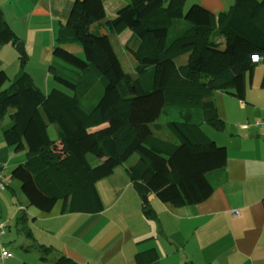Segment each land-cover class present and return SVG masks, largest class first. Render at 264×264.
Returning a JSON list of instances; mask_svg holds the SVG:
<instances>
[{
	"label": "trees",
	"instance_id": "1",
	"mask_svg": "<svg viewBox=\"0 0 264 264\" xmlns=\"http://www.w3.org/2000/svg\"><path fill=\"white\" fill-rule=\"evenodd\" d=\"M186 1L74 0L56 30L48 66L59 87L43 93L23 67L13 78L0 70V124L9 120L2 136L26 155L8 176L2 172L0 193L17 180L27 205L39 212L62 201L70 213L97 214L103 206L96 183L121 167L145 198L143 214L154 218L149 196L192 206L200 202L193 179H204L212 190L225 182L227 149L203 125L224 130L212 93L244 101L256 64L264 63V0H234L218 14L197 3L186 10ZM100 21L107 34L91 32ZM125 31L133 73L122 68L110 40ZM17 42L0 9V46ZM68 45H78L83 58ZM18 55L23 65L22 48ZM49 124L57 127L53 137ZM15 229L32 240L23 212ZM35 248L42 260L53 251ZM157 257L154 249L135 255L137 264ZM53 264L79 263L60 255Z\"/></svg>",
	"mask_w": 264,
	"mask_h": 264
},
{
	"label": "crops",
	"instance_id": "2",
	"mask_svg": "<svg viewBox=\"0 0 264 264\" xmlns=\"http://www.w3.org/2000/svg\"><path fill=\"white\" fill-rule=\"evenodd\" d=\"M73 1L3 0L0 9L22 43L26 61L21 64L15 46L2 45L0 70L13 78L23 67L43 93L59 87L48 66L56 30L67 20ZM233 1L187 0L186 6L197 3L218 14ZM218 40L223 42L221 37ZM263 72L264 63L256 64L244 101L219 91L212 93L216 114L225 127L221 132L212 129L213 135L203 130L227 149L225 182L212 190L204 179H193L199 203L175 207L149 196L154 218H147L140 195L118 167L96 183L103 206L100 213H70L62 201L42 213L26 207L25 197L11 189L10 181L0 193V222L7 226L1 242L13 257L0 264H53L60 255L79 264H137L135 255L150 249L158 256L150 264H264V85L254 83V77ZM8 122L5 119L0 124V168L7 176L26 157L25 149L15 151L5 143L2 129ZM18 185L14 183V188ZM11 191L13 197L7 193ZM22 212L32 240L15 229ZM38 244L53 249L46 260L40 259Z\"/></svg>",
	"mask_w": 264,
	"mask_h": 264
},
{
	"label": "rangeland",
	"instance_id": "3",
	"mask_svg": "<svg viewBox=\"0 0 264 264\" xmlns=\"http://www.w3.org/2000/svg\"><path fill=\"white\" fill-rule=\"evenodd\" d=\"M2 1L0 2V5L2 4ZM5 4V3H4ZM7 4V2H6ZM195 3H189L186 6V10ZM202 6V5H201ZM185 10V11H186ZM103 22H96L94 23L90 30L93 33H98V34H107L108 33V29L104 26H102ZM128 32H123L122 34H111L110 36V40L113 46V49L122 65V68L125 70V72L127 73H133V69H134V65H135V60L133 59V57L131 56V54L129 52H127L126 48L124 47V44L126 42V40L128 39ZM222 38V36H220ZM64 48H66L67 50H69L70 52L74 53L77 57L79 58H83V53L81 48L78 45H68V46H64ZM259 64V63H258ZM258 67V66H257ZM262 76L263 73L257 74L254 77V83H260L262 81ZM52 81V80H51ZM249 86V83L247 84V87ZM38 88V87H37ZM39 89V88H38ZM40 90V89H39ZM113 96H115L114 92H112ZM116 97V96H115ZM176 113V112H174ZM175 115V114H174ZM242 116V115H241ZM247 115V113L241 117V119L245 118ZM246 120V119H245ZM56 125L55 124H49L48 125V134L53 137L55 135L56 132ZM203 129L210 131L209 133L213 135V130L212 128L207 127L206 125H203ZM204 130V132L206 133V131ZM214 135H218V134H214ZM210 136V135H209ZM210 138V137H209ZM212 140V139H211ZM214 141V140H212ZM217 144V143H216ZM218 145H223V144H218ZM224 146V145H223ZM135 157V155H134ZM13 181V185L11 186V189H15V191L17 190V193H21L19 190L20 185H18L19 188L16 189V187L14 188V183L15 185H17V180H12ZM19 183V182H18ZM12 192V191H11ZM11 197H13L14 193H9L7 192ZM22 194V193H21ZM23 196V194H22ZM24 197V196H23ZM26 199V198H25ZM141 199V198H140ZM27 201V200H26ZM142 201V199H141ZM14 203L18 204L16 198L14 197ZM26 207L29 208V206L26 203Z\"/></svg>",
	"mask_w": 264,
	"mask_h": 264
},
{
	"label": "built area",
	"instance_id": "4",
	"mask_svg": "<svg viewBox=\"0 0 264 264\" xmlns=\"http://www.w3.org/2000/svg\"><path fill=\"white\" fill-rule=\"evenodd\" d=\"M251 61L252 62H259L261 61V57H258V56H252L251 57ZM245 129V128H244ZM5 169H0V191L3 189L4 187V182L6 181V179L2 176V172L4 171ZM4 227H5V224L4 223H0V262H3L5 260H8L10 258L13 257L12 253H10L2 244L1 242V238L4 234Z\"/></svg>",
	"mask_w": 264,
	"mask_h": 264
},
{
	"label": "water",
	"instance_id": "5",
	"mask_svg": "<svg viewBox=\"0 0 264 264\" xmlns=\"http://www.w3.org/2000/svg\"><path fill=\"white\" fill-rule=\"evenodd\" d=\"M15 47H16L17 50L21 49L22 48V43L20 41L17 42ZM141 199H142L143 202H145L144 196H141Z\"/></svg>",
	"mask_w": 264,
	"mask_h": 264
}]
</instances>
